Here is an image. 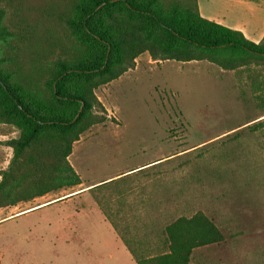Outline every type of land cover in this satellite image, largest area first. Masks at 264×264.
<instances>
[{
    "label": "rangeland",
    "instance_id": "1",
    "mask_svg": "<svg viewBox=\"0 0 264 264\" xmlns=\"http://www.w3.org/2000/svg\"><path fill=\"white\" fill-rule=\"evenodd\" d=\"M198 3L228 25L242 22L252 41L264 35V0H249L247 11L232 0ZM147 59L139 56L137 71L95 91L105 120L73 145L82 185L109 179L65 202L22 213L29 204L0 208V264H135L118 234L150 243L167 223L196 211L223 241L196 249L192 262L264 264V126L247 129L264 122V109L248 72L205 61L148 66ZM12 135L15 127L0 124V171ZM148 202L155 212H135Z\"/></svg>",
    "mask_w": 264,
    "mask_h": 264
},
{
    "label": "trees",
    "instance_id": "2",
    "mask_svg": "<svg viewBox=\"0 0 264 264\" xmlns=\"http://www.w3.org/2000/svg\"><path fill=\"white\" fill-rule=\"evenodd\" d=\"M143 54L156 63L246 69L264 109V35L253 42L203 18L197 0H0V124L18 130L5 141L12 158L0 171V208L81 184L67 157L105 120L95 91ZM263 126L258 120L247 129ZM155 235L149 252L121 237L136 264H196V249L223 241L202 211Z\"/></svg>",
    "mask_w": 264,
    "mask_h": 264
},
{
    "label": "crops",
    "instance_id": "3",
    "mask_svg": "<svg viewBox=\"0 0 264 264\" xmlns=\"http://www.w3.org/2000/svg\"><path fill=\"white\" fill-rule=\"evenodd\" d=\"M248 1L249 0H232V2H233V5H238L240 8H243L245 11H247V5L250 7L251 5L250 4H248ZM197 5H198V10H199V14L203 17V18H205V19H208V20H211V21H214V22H216V23H218V24H221V25H223V26H226V27H228V28H231V29H234V30H238V31H240V32H242V34L248 39V37L246 36V33H245V27H244V24L242 23V22H236L234 25H228V24H226L225 22H224V18L223 17H221L220 15L219 16H215V15H213L210 11H206L205 12V14L204 13H202L201 12V9H200V6H199V3H198V0H197ZM234 6V8H236ZM263 37V36H262ZM261 37V38H262ZM250 40V39H249ZM252 41V40H251ZM253 42H258V41H253ZM145 62L146 63H144V65H148V66H154V65H162V64H164L165 62H169V61H163V62H158V63H156L155 61H152V60H150V59H147V60H145ZM138 64L136 63V65L133 67V69H129L128 71H126L123 75H121L119 78H117V79H115V80H113L112 82H115V81H119V80H121L122 78H124V76L125 75H128V74H131V73H133V72H135V71H137L138 70V66H137ZM112 82H110V84H112ZM11 138H16V136H13L12 135V137ZM80 140H81V137H80V139L78 140V141H76V142H74V144L75 143H78V142H80ZM73 144V145H74ZM9 149H10V159L12 158V149L9 147V146H7ZM73 157V146H72V151H71V154L68 156V162L70 163V165H71V167L74 169V171L78 174V172H77V170H76V168H75V166H74V164L72 163V161H71V158ZM10 159H9V161H10ZM161 159H163V158H161ZM161 159H158V160H155V161H151V162H148V163H145V164H142V165H140V166H137L136 168H133V169H131V170H134V169H138V168H140V167H143V166H145V165H149V164H151V163H154V162H156V161H159V160H161ZM9 161H8V163H9ZM8 165V164H7ZM131 170H129V171H131ZM128 172V171H127ZM79 176V175H78ZM80 178V177H79ZM107 179H109V178H106V179H104V180H101V181H98V182H96V183H93V184H88V185H86V186H84V185H82V181H81V184H79V185H77V186H73V187H68V188H63V189H59V190H54V191H50V192H48V193H46V194H44V195H42V196H38V197H35V198H33V199H31V200H27V201H21V202H19V203H23V204H29L28 206H26L25 208H23L19 213H22V212H27V211H29V210H31V209H34V208H36V207H39V206H44V205H46V204H48V203H51V202H54V201H56V200H58L59 202H65V201H68V200H70L71 198H73L74 196H77V195H80V194H82V193H84V192H86V191H84L85 189H87L88 187H90V186H92V185H94V184H97V183H100V182H102V181H105V180H107ZM81 180V179H80ZM92 189V188H91ZM18 203V204H19ZM17 204V205H18ZM155 207H156V204H153ZM16 206V205H15ZM151 207L150 206V202H148L147 203V206L146 205H143V204H141L140 206H138V208L139 209H137L135 212H137V213H144V214H149V213H153V212H155V210L156 209H154L155 207ZM124 208H130L129 206H127V205H125V206H123ZM118 208H120V207H117V209ZM116 209V210H117ZM130 212H134V211H130ZM75 213H77V212H75ZM103 213V218H104V220L105 221H107L108 223H110V226L114 229V231L115 232H117V230H116V227H115V225L109 220V216H108V214H107V212H102ZM115 213V212H114ZM115 214H117V211H116V213ZM120 239H121V241H122V235L121 234H118L117 235ZM138 236V235H137ZM139 237V236H138ZM137 238V237H136ZM140 238V237H139ZM145 238V237H144ZM136 240H138V239H136ZM146 240L145 239H141V247H144L145 248V250H146V252H149L150 251V247H154V245L156 244V242H157V239H156V237H154V240L153 241H150L149 240V242L151 243H148V242H145ZM122 243H123V241H122ZM124 244V243H123ZM125 246V245H124ZM146 247H148V249L146 248ZM125 248H126V246H125ZM127 249V248H126ZM128 251V250H127ZM130 254V253H129ZM131 256V255H130ZM132 258V257H131ZM132 260H133V258H132ZM134 261V260H133ZM135 262V261H134ZM136 264V263H135Z\"/></svg>",
    "mask_w": 264,
    "mask_h": 264
}]
</instances>
